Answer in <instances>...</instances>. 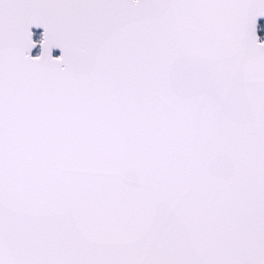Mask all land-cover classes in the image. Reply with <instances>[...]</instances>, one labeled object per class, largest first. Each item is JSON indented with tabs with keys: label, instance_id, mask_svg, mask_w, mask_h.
<instances>
[{
	"label": "snow or ice",
	"instance_id": "obj_1",
	"mask_svg": "<svg viewBox=\"0 0 264 264\" xmlns=\"http://www.w3.org/2000/svg\"><path fill=\"white\" fill-rule=\"evenodd\" d=\"M260 17L0 0V264H264Z\"/></svg>",
	"mask_w": 264,
	"mask_h": 264
},
{
	"label": "water",
	"instance_id": "obj_2",
	"mask_svg": "<svg viewBox=\"0 0 264 264\" xmlns=\"http://www.w3.org/2000/svg\"><path fill=\"white\" fill-rule=\"evenodd\" d=\"M262 21H264V17H260V18H258V21H257V24H258L257 35L260 37V42H264V40L261 39V35H260V32H259V29H260V28H259V25H260V23H261ZM31 30H32L33 33H34V39L38 41V39L36 38V31H39V32H40V38H41V34H42V32H43V29H42V28H35V27H33ZM35 51H38V53H37V54H34ZM58 51H60V50H59V49H54V50H53V53H54V52H58ZM39 53H40V48H39V46H37L36 48H34V49L32 50L31 55H32L33 57H35V56L39 55ZM53 53H52V54H53ZM53 56H54V57H58L57 55H54V54H53Z\"/></svg>",
	"mask_w": 264,
	"mask_h": 264
},
{
	"label": "rangeland",
	"instance_id": "obj_3",
	"mask_svg": "<svg viewBox=\"0 0 264 264\" xmlns=\"http://www.w3.org/2000/svg\"><path fill=\"white\" fill-rule=\"evenodd\" d=\"M259 32H263L262 34L260 33L261 36H264V22H261L259 25Z\"/></svg>",
	"mask_w": 264,
	"mask_h": 264
},
{
	"label": "flooded vegetation",
	"instance_id": "obj_4",
	"mask_svg": "<svg viewBox=\"0 0 264 264\" xmlns=\"http://www.w3.org/2000/svg\"><path fill=\"white\" fill-rule=\"evenodd\" d=\"M262 22H264V21H262ZM260 33L262 34L263 32H260ZM261 39L264 40V36H261ZM37 53H38V51H35V52H34V54H37ZM53 54H54V55H57V56H60V55H61L60 51H58V52H54Z\"/></svg>",
	"mask_w": 264,
	"mask_h": 264
},
{
	"label": "trees",
	"instance_id": "obj_5",
	"mask_svg": "<svg viewBox=\"0 0 264 264\" xmlns=\"http://www.w3.org/2000/svg\"><path fill=\"white\" fill-rule=\"evenodd\" d=\"M36 38L39 40L40 39V32L36 31Z\"/></svg>",
	"mask_w": 264,
	"mask_h": 264
}]
</instances>
